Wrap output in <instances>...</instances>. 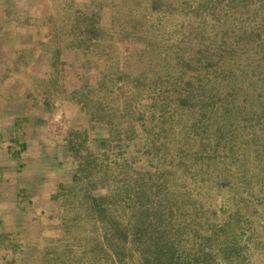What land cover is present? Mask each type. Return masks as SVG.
Here are the masks:
<instances>
[{
  "label": "rangeland",
  "instance_id": "374dc122",
  "mask_svg": "<svg viewBox=\"0 0 264 264\" xmlns=\"http://www.w3.org/2000/svg\"><path fill=\"white\" fill-rule=\"evenodd\" d=\"M7 24L32 117L0 140L71 165L5 264H264V0H0Z\"/></svg>",
  "mask_w": 264,
  "mask_h": 264
},
{
  "label": "crops",
  "instance_id": "0c3cea01",
  "mask_svg": "<svg viewBox=\"0 0 264 264\" xmlns=\"http://www.w3.org/2000/svg\"><path fill=\"white\" fill-rule=\"evenodd\" d=\"M12 27H14L12 24H7L0 30V104H3L0 110L8 102H12V109L16 105L19 107L11 110L7 115H1L4 125L7 124L4 118L32 117L28 106L29 96L21 95L13 98L8 95L14 79L18 80L14 78L12 71H18V67L23 76L28 75L21 64L14 59L11 46L12 39L16 38L18 33L22 42L27 36V30L14 33ZM44 68V66L34 68L36 78L39 77V72H44ZM29 70L32 71L31 66ZM16 84L21 86L19 82ZM20 129L14 132L19 134L15 143L0 140V246H10L14 240H18L13 237H22V232L39 229L37 225H29V200L33 203V210H36L41 199L56 200L59 186L68 181L65 176L71 165L68 146L62 143H49V145L43 144L38 149L30 148L27 143L22 142L20 136L23 133ZM5 262V258L0 257V264Z\"/></svg>",
  "mask_w": 264,
  "mask_h": 264
}]
</instances>
